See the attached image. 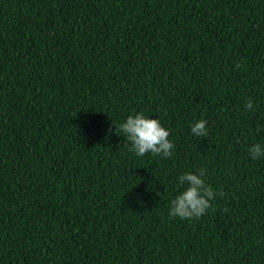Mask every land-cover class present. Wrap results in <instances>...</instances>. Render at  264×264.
<instances>
[{"label":"trees","instance_id":"obj_1","mask_svg":"<svg viewBox=\"0 0 264 264\" xmlns=\"http://www.w3.org/2000/svg\"><path fill=\"white\" fill-rule=\"evenodd\" d=\"M139 112L170 158L129 151ZM254 143L264 0H0V264H264ZM199 169L212 207L170 217Z\"/></svg>","mask_w":264,"mask_h":264},{"label":"clouds","instance_id":"obj_2","mask_svg":"<svg viewBox=\"0 0 264 264\" xmlns=\"http://www.w3.org/2000/svg\"><path fill=\"white\" fill-rule=\"evenodd\" d=\"M236 67L240 68L242 65L237 64ZM244 107L250 111L255 110L252 98L247 99ZM207 125L208 121L205 119L195 121L191 125L192 134L197 137H207ZM109 131L111 132V129ZM116 131L124 134L129 142V151L137 156L152 153L170 158L173 155L175 145L169 139L170 131L162 126L159 119L149 118L143 112L129 115L125 122L117 125ZM248 151L253 160L264 159V144L254 143ZM206 174V169H199L196 172H185L178 177V185H186V187H183V190L171 200L170 217L194 220L207 214L217 193L206 182L204 178Z\"/></svg>","mask_w":264,"mask_h":264}]
</instances>
